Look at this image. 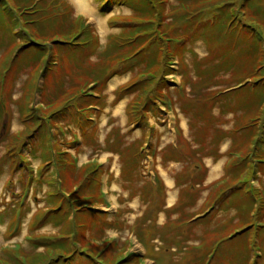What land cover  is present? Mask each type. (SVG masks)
I'll list each match as a JSON object with an SVG mask.
<instances>
[{
  "label": "rangeland",
  "instance_id": "1",
  "mask_svg": "<svg viewBox=\"0 0 264 264\" xmlns=\"http://www.w3.org/2000/svg\"><path fill=\"white\" fill-rule=\"evenodd\" d=\"M64 1H68L73 8L71 16L63 21L60 18L52 20V23L66 27L73 17H83L90 26L86 31V35L91 34L89 45L68 46L58 37H52L47 42L45 52H42L43 46L34 42V38L21 26L15 27L14 33H18L17 37H13V26L7 29L8 18L5 19L6 13L0 7V264H12L3 247L6 244L14 246L15 243L18 246L14 250L19 256L14 254L11 257L21 259L27 256L26 261L33 264H39V261H34L38 253L46 256L43 264H104L101 258H105L107 264H119L123 256H127L125 264H153L149 254L156 259V264H210L217 241L231 237L232 233L246 225L245 222L259 221V224H264V162L258 160L264 156V145L261 143V147L255 149L249 163L243 158L254 149L252 145H247L253 138L261 136L264 143V102L258 105L261 113L256 137H248V132L234 133L244 124L252 123V116L246 114L248 107H242L240 101L249 99V95L256 93V90L261 100L264 99V68L256 75L252 74L255 76L244 72L250 68L245 53L247 37H239L236 46L227 38L228 35L218 32L211 40L210 30L218 29V24L212 28V18L217 14V7L226 0H206L211 6L203 8V17H208L194 26L190 33L187 32L192 29L191 24L185 20L176 22V26L180 27L178 33L184 35L185 41L180 45L179 58L175 61L179 62L181 58V68L178 64L171 67L179 68L181 72L176 74L172 70L174 73L166 76L169 82L165 89L159 92V81H156L150 91V94L158 95L162 100H165L163 96L166 97L170 108L160 102L163 112L160 121L153 115L155 118L151 117V126L144 123L146 128H143L142 124L137 123V115L131 109L132 102L140 99L137 97L140 93L130 84L138 72L148 68L141 64L131 67L117 61L112 63L114 69L104 67L106 63L111 65V61L104 59L109 42L113 36L125 30L124 23L138 19V13L119 0H84L94 11L96 19H92L79 12L73 0H57V3ZM186 1L194 3L193 0ZM146 2L135 0L132 6L147 11ZM181 2L168 0L171 5L168 11L181 7ZM260 2L264 17V0ZM199 3L202 5L201 1ZM240 3L241 0H235L230 5L242 11ZM22 8L17 9L19 13L15 11L16 15H22ZM97 19L102 23L103 35L96 25ZM166 21L170 26H175L172 18ZM72 31L77 33L68 35L70 38L81 33L82 29L77 26ZM75 37L74 43L70 41L74 45L84 38V34ZM12 38L16 39V43ZM156 53L155 50L144 52L136 62L145 60L149 66H156ZM156 72L161 77L164 74V70ZM94 78H99L101 83L93 84ZM257 79H261V82L254 83ZM240 81L246 84L243 91H232L230 87ZM99 91L102 94L98 102L100 106L79 112L76 117L67 114L71 112L68 108L75 103L77 95L85 92L96 95ZM244 92L249 95H243ZM180 93H185L187 98H180ZM183 100L205 105L186 107ZM87 113L92 116L91 125L86 122ZM92 124H95L94 128H91ZM176 125L182 126L183 130H179L176 143L169 145L176 140ZM157 137L161 147L158 163L164 170L161 169V174L167 184V197L161 200L153 198L152 194L164 196L163 187L152 179L148 183L143 174V170L148 168L147 145ZM72 146L75 154L74 149L69 148ZM131 153L139 159V170L130 169L128 162ZM109 155L112 156L109 159L114 160L108 159L107 165L103 166L111 171L107 172L111 190L103 184L97 187L96 182L101 181L97 180L98 172L92 175L94 179L88 180L92 173L90 171L100 168L103 159ZM62 159L67 160L63 163L65 166ZM244 162L248 165L246 171L239 179L234 178L232 171ZM205 164L206 172L202 174ZM217 167L219 171H216ZM191 169L196 172V177ZM103 176L105 180L106 174ZM222 178L227 181L224 179L225 182L219 186H212L215 180ZM192 181L196 192L190 190ZM87 185L92 187L87 188ZM77 189H81V193H76ZM96 190L101 194L104 190L109 191V201L106 200L108 207L100 194L96 205L101 204L95 210L78 209L80 206L73 204L79 198V193L96 194ZM238 195L243 198L242 201L247 198L251 200V195L259 198L255 204V214H250L251 219L243 220L240 210L244 205L240 209L228 207L231 197ZM52 200L59 201V205L63 201L66 206L59 212H54L53 207V211L39 217L43 222L39 225L42 226L35 225V216L51 208L49 201ZM215 203L217 205L213 208ZM16 206L18 208L14 213ZM151 208L156 211L152 215L156 214L157 217H149ZM117 209L122 210L121 215ZM206 210L210 214L196 218ZM16 213L18 215L13 217ZM19 215L24 216L21 231L17 237L11 238L8 233ZM131 224L137 225L139 236L128 230ZM17 227L18 222L11 235L16 233ZM147 228L149 231L144 237ZM170 228H174L173 231ZM259 228L253 224V228H248L243 236L224 244L223 250L229 248L226 252L229 254L231 250V256L225 260L223 257L226 255L219 257L218 253L212 264H245L241 258L243 252H239L245 244L250 249L246 264H255L257 260V264H264V229ZM42 237L56 244L60 238H68L70 246L76 244L68 254L58 246L35 247L37 242L34 238ZM191 245L197 246L191 249ZM260 248L263 252L261 259L255 256L257 252L260 253ZM2 256L7 257L4 263ZM200 258L204 262H200Z\"/></svg>",
  "mask_w": 264,
  "mask_h": 264
},
{
  "label": "trees",
  "instance_id": "2",
  "mask_svg": "<svg viewBox=\"0 0 264 264\" xmlns=\"http://www.w3.org/2000/svg\"><path fill=\"white\" fill-rule=\"evenodd\" d=\"M17 1L20 4H18L16 0H15L16 4L14 0H0V7L6 13L5 19L8 18L7 29H8V26L10 25L13 26L11 27V31H12L11 34H13V37H17L16 34L18 32L14 33V30H15V27L18 25L24 28L25 29L24 31L26 33L28 32L34 38L32 39L34 40V42L35 41L39 42V44L43 46L42 52H45V47L47 45V42L52 37H58L59 40L65 41L66 45L68 46L80 47V46L89 45V42L91 40V34L86 35V31L90 29V26L87 25L83 17H73L71 22H69L66 27L61 26L57 23L56 24L52 23V20H58L60 18L63 21L65 19H68V17L71 16V10L73 11V8L70 6L68 1L67 2L64 1L63 3L61 2L57 3V0H31V1L30 0H17ZM121 1L127 4V6L133 8L135 12L138 13V17L136 16L138 19L134 20L133 22L125 21L126 22L124 23L126 24L124 26L125 30L121 32L119 35L113 36V40L109 42L107 49L104 51V57H105L104 59L111 61L110 63L111 65H109V63L108 64L106 63L104 67L109 66L111 67V69L112 68L114 69L115 66L112 63L114 61H117V63L121 62L120 64L127 63V65L129 64L128 66H131V67L134 64H141V65H144L145 68H148V70H145L143 72L142 71L138 72L139 74L136 75V79L130 84L132 88H134L136 91H138V93H140V95L138 94L139 96L137 95V97L140 99L134 100L132 102L131 109L134 112V114L137 115V118H136L137 123L142 124L141 126L143 128H146L144 123L151 126V122H150L151 117L155 116L156 118L155 117L154 118L160 121V118H161L160 114L163 115V112L161 111L162 104L160 102H164L166 105H168V99L166 97L163 96L165 100H162V98L158 97V95L150 94L151 87L154 85L156 81H159V87H160L159 92H160L167 87L169 79H167L166 76H168L171 73H174L172 70H175L178 74L181 72L179 68L172 69L173 67H171L172 64H174L173 62L175 58L176 57L179 58L178 53L180 50V45L185 41L184 35H181V33H178L180 27L176 26L177 24L176 22L185 20V22H188V24H191L192 29H190L187 32V33H190L192 30H194V26L202 23L208 17V16H206L205 18L203 17V12H204L203 8L207 6H211V5H208L209 2H207L206 0L205 1L204 0H195V1L193 0L194 3H189L186 0H180L182 1L180 3L181 7H174L172 11H168V7L171 6L168 3V0H146L148 9L147 11H144L141 7L138 9L132 6V3L135 2V0H119V2ZM200 1L202 5H200L199 3ZM221 1L223 0H220V2ZM136 2H138V0H136ZM233 2H235V0H226L224 3H222L221 5L217 7L216 9L217 14L215 18L214 17L212 18V25H214L212 28H214L216 24H218L217 26L218 29L210 30L212 34L211 40L214 39L215 33L218 32V34L220 35L221 34L228 35L227 38L230 40L232 44L236 46L238 44L239 37H244L245 35L248 41V48H246L245 53L248 56V67L250 68H246L244 72L246 74L256 75L262 68H264V35H262V28H264V17L262 15L263 8L259 6L261 3L260 0H241L240 4H241L242 11H240L238 9L237 10L234 9L235 5H230V4H233ZM25 3H29V4L22 6ZM21 7H23L22 8L23 10L21 11L22 15L19 14L21 16H18L16 15L15 11H17L18 8L21 9ZM7 8L9 9V11L7 10ZM248 15L253 17V19H250ZM12 16H15V18L12 19L11 18ZM168 18H172V22L176 18L175 22H173L175 23V26L174 25L170 26V23L166 21ZM10 22H13V24ZM48 23L50 25H45ZM1 25L4 26L3 23ZM77 26L81 27L82 32L78 33L75 36L79 37L84 34V38L80 40V42H77L74 45L72 43H74L77 37L74 36L70 38L68 37V35L72 33H77V31H72ZM48 32H52L54 34H48ZM63 35H64V38L62 39ZM12 40L14 43H16V39L12 38ZM156 44L158 45L156 46ZM154 46H156L155 49H153ZM151 50H155L157 52L156 54L158 55L157 56L158 59L156 62V66H159L160 67L159 69L155 68L156 66L154 65H152L153 67L149 66L148 62L145 60L136 62L137 58L142 56L144 52L151 51ZM160 59H163V60H160ZM181 63L182 62L180 58V61H179L180 68H181ZM159 70H164V74L162 75V77L157 75L158 73L156 71H159ZM108 71L110 70H107V72ZM244 72H242V74H244ZM255 75H252V76H255ZM249 78L250 77H248V79ZM93 81L96 82L97 84L101 83V80L99 78L98 79L94 78ZM244 81H240L238 84L231 86V87L240 85L239 87H236L235 89L237 90L238 93H240L241 91H243L242 88L246 86V84H241ZM251 81L252 80H250V82ZM256 82L257 83L261 82V79H257L256 81H254V83ZM263 82H264V78H263ZM165 85L166 87L164 88ZM262 88L264 89V87ZM232 91L230 92V94L232 93ZM98 94L99 96H96L94 93L85 92V93H81L77 95L75 103L71 107L68 108V110H71V112L67 114L72 117H76L79 114V112L88 110V108L91 106H100L98 102H100L102 99L101 91H99ZM243 95L246 96L249 94L244 92ZM182 96L185 97L186 94L180 93L179 97L182 98ZM186 98L187 97H185L184 99ZM260 102L263 103L264 99L261 100L260 95L257 94V90H256V93H254L253 95L252 94L251 96L249 95V99H242V101H240V105L242 107H248L246 114L252 116L250 117V121L252 123L244 124L242 127L237 129V131L235 130L234 133L241 134V133L248 132L247 133L248 137L255 136L259 133L258 130L260 129V127L258 126V120L260 119L259 114L261 113V110H260L261 107L258 108L259 107L258 105H260ZM183 103L186 107L187 106L202 107L205 105V103L188 102L187 100H183ZM186 107H185V110L188 111V108L186 109ZM86 122L89 123L88 121ZM152 131H154V129H152ZM86 134L88 133L86 132ZM253 139L247 145H252L254 149H251L248 152V154H246L243 157L245 161H247L248 163L250 160L252 161L251 156L252 154H255L254 153L255 149L257 147H261L260 146L261 143L264 145L261 136L253 138ZM137 151H136V154H138ZM132 153L129 156L128 164L130 165V169L132 171H136V169L139 168L138 167L139 159L134 157ZM63 154H66V153L64 152ZM139 155L141 156L142 153H139ZM260 158H261L260 160H264V156H261ZM64 161H67V160L62 159L61 160L62 165H64L63 164ZM46 162L50 163V161H46ZM247 162L246 163L244 162V164L241 167L235 168L232 171L234 178L238 177L237 179H239L240 176L244 174V172L247 169L246 167H248ZM90 172L92 173H91V176L88 178V180L94 179L92 178V175L98 171L95 169L94 171H90ZM191 173L194 174V176L196 174V172L194 173L193 169H191ZM183 178L188 179V177H183ZM85 182L86 180L83 183V187L85 186ZM96 185L98 187V182H96ZM91 187L92 185H87V188H91ZM78 192L81 193V189L80 190L78 189V191H76V193ZM80 193H79V198L76 201H74L73 204L80 206L78 209L80 208L91 209L90 206L96 203V200L98 197L97 193L96 194H93V193L80 194ZM248 194H249V189H248ZM152 197L156 198L155 193L152 194ZM249 197H251V200H248L247 198L246 201H242L243 198H240L239 195L235 197L232 196L231 197L232 200L230 201V204L228 205L229 208L237 207L239 209L241 206L244 205V208L240 210V214L244 216L243 220L251 219L252 217L251 215L254 212V208H256L255 204H257V201H258L257 195L256 196L251 195ZM49 203L51 205V208L48 207L47 210H45V212L39 213L38 215L35 216L34 221H33L35 225L39 227L42 226V225H39L40 223H43L42 220L39 219V217H42L44 214H46V212H50V210L51 211L54 210V212H59L63 210L62 208L64 206H66V204H63V201L60 202V205H59V201L55 202L54 200L49 201ZM55 203L57 204L54 205ZM17 207L18 206H16V208ZM71 207L72 206L67 207V213H68V209H70ZM151 216L152 215L150 214L149 217ZM244 224L246 225L241 228L242 230L239 229L236 233H232L233 235L231 237H226L223 240H219L216 242V244L214 245L215 246L214 250H213V253L215 254L213 258H215L218 255V253H220L219 257H222V254H225L226 256H224L223 258L225 260L229 259V256H231V250L229 254L226 252L229 248L223 250L225 246L224 244H227V242L229 243V241H232L236 239L237 237L243 236L244 232L247 231L248 228H253V224L255 223L245 222ZM170 229H171L170 231H173L174 228H170ZM259 229H264V226L260 227ZM147 231H149V228L146 229L144 237H147ZM150 239H152V236H150ZM34 241L37 242L35 244L36 245L35 247L47 248V247L58 246L60 249L65 250L66 254L71 252L73 249V246H75L76 244L74 243L73 245L71 244L70 246L68 242V238H60V241L58 242V244H56L55 241H48L47 239H44V237L34 238ZM199 244H202V243H199ZM196 246L197 245H191V249L195 248ZM221 248L223 252L220 251ZM189 251L191 252V250ZM239 252H243L241 254V258H242V261H244L246 264V261H248L249 259L248 253H250V249L247 246V244H245L244 248H241ZM4 253L7 254L8 257L11 258L12 264H33L32 262L26 261L27 256H24V258L21 257V259L19 257L12 258L11 256L14 254L19 256V254H17L15 250L13 249L4 250ZM106 253H108V251ZM73 254L70 253L69 255H73ZM91 256L93 257V254ZM2 258H3V263H4V260L7 257L2 256ZM213 258L210 264L214 262ZM45 260H46V256L43 253L36 254L34 258V261L35 262L39 261V264H43L42 262L45 263ZM100 261L102 262L104 261V264H107L105 262V258H101ZM199 261L204 262L202 258H200ZM125 262L126 261H123V262H120L119 264H125ZM64 264H67V263L65 262ZM92 264H96V263L92 262Z\"/></svg>",
  "mask_w": 264,
  "mask_h": 264
},
{
  "label": "bare ground",
  "instance_id": "3",
  "mask_svg": "<svg viewBox=\"0 0 264 264\" xmlns=\"http://www.w3.org/2000/svg\"><path fill=\"white\" fill-rule=\"evenodd\" d=\"M73 3L76 5V9H78L79 12L87 15V16H91L92 19H96V17L94 16V11L92 9L91 6L88 5V3H86L84 0H73ZM97 26L100 29L101 34H104V29L102 27V23L99 19H97ZM111 155L107 156L105 159L106 163L108 162V159ZM162 169V168H161ZM163 170V169H162ZM220 169L217 167L216 171H219ZM164 171V170H163ZM164 175H166V173H164Z\"/></svg>",
  "mask_w": 264,
  "mask_h": 264
}]
</instances>
